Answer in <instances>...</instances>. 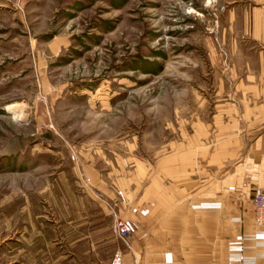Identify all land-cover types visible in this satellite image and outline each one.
Here are the masks:
<instances>
[{
  "label": "rangeland",
  "instance_id": "rangeland-1",
  "mask_svg": "<svg viewBox=\"0 0 264 264\" xmlns=\"http://www.w3.org/2000/svg\"><path fill=\"white\" fill-rule=\"evenodd\" d=\"M233 5L0 0L3 231L56 230L58 200L89 183L82 165L114 197L143 199L157 168L218 166L237 134L263 127L264 61Z\"/></svg>",
  "mask_w": 264,
  "mask_h": 264
},
{
  "label": "crops",
  "instance_id": "crops-1",
  "mask_svg": "<svg viewBox=\"0 0 264 264\" xmlns=\"http://www.w3.org/2000/svg\"><path fill=\"white\" fill-rule=\"evenodd\" d=\"M230 1L235 30L264 61V0ZM258 119L253 124L263 127L237 134V149L218 166L157 168L155 182L143 186L151 197H114L82 165L89 183H81L75 199L58 200L56 230L28 226L11 237L0 226V264H110L117 251L120 264H264V231L249 202L255 187L264 190V117ZM220 141L230 140L222 135ZM117 215L131 224L127 244L113 232Z\"/></svg>",
  "mask_w": 264,
  "mask_h": 264
},
{
  "label": "built area",
  "instance_id": "built-area-1",
  "mask_svg": "<svg viewBox=\"0 0 264 264\" xmlns=\"http://www.w3.org/2000/svg\"><path fill=\"white\" fill-rule=\"evenodd\" d=\"M250 205L253 213L254 222L262 227L264 231V190L255 187L250 195ZM130 227L126 222H119L116 226L117 237L126 244L129 238ZM110 264H120V253L115 252Z\"/></svg>",
  "mask_w": 264,
  "mask_h": 264
}]
</instances>
